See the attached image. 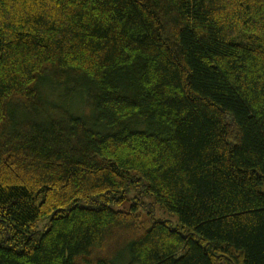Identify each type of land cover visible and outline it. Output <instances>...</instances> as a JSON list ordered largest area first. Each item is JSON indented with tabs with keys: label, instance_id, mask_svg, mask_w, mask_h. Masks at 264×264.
I'll list each match as a JSON object with an SVG mask.
<instances>
[{
	"label": "trees",
	"instance_id": "16d2710c",
	"mask_svg": "<svg viewBox=\"0 0 264 264\" xmlns=\"http://www.w3.org/2000/svg\"><path fill=\"white\" fill-rule=\"evenodd\" d=\"M0 264H264V0H0Z\"/></svg>",
	"mask_w": 264,
	"mask_h": 264
},
{
	"label": "rangeland",
	"instance_id": "374dc122",
	"mask_svg": "<svg viewBox=\"0 0 264 264\" xmlns=\"http://www.w3.org/2000/svg\"><path fill=\"white\" fill-rule=\"evenodd\" d=\"M151 201V200H150ZM130 202H126L123 206H119V209H127ZM154 212L155 219H169L174 220L176 217L170 213H168L164 208H162L158 203H154Z\"/></svg>",
	"mask_w": 264,
	"mask_h": 264
}]
</instances>
